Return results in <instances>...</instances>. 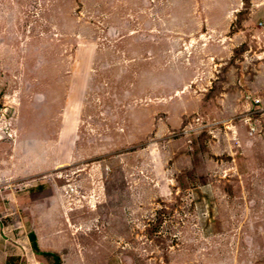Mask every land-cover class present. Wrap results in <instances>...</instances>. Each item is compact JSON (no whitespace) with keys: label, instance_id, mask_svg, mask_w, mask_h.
Listing matches in <instances>:
<instances>
[{"label":"rangeland","instance_id":"rangeland-1","mask_svg":"<svg viewBox=\"0 0 264 264\" xmlns=\"http://www.w3.org/2000/svg\"><path fill=\"white\" fill-rule=\"evenodd\" d=\"M1 192L23 264H264V0H0Z\"/></svg>","mask_w":264,"mask_h":264},{"label":"crops","instance_id":"crops-1","mask_svg":"<svg viewBox=\"0 0 264 264\" xmlns=\"http://www.w3.org/2000/svg\"><path fill=\"white\" fill-rule=\"evenodd\" d=\"M3 181H5L3 179ZM6 185V184H5ZM2 188V187H1ZM4 195L1 192L0 193V264H23L24 258H23V252L21 249H18L19 252L9 253V240H6V234L7 229L5 226V223L3 220H5V217L7 216V206L5 205ZM28 241L25 242V246L29 247V251H33L35 248H38L37 251H43L42 244L40 242L39 234L37 232H33L30 235H27V237L24 239ZM23 242V243H24ZM33 243H35L33 245ZM23 245V244H22ZM35 247V248H34ZM20 255V256H19ZM21 257V258H20Z\"/></svg>","mask_w":264,"mask_h":264},{"label":"built area","instance_id":"built-area-1","mask_svg":"<svg viewBox=\"0 0 264 264\" xmlns=\"http://www.w3.org/2000/svg\"><path fill=\"white\" fill-rule=\"evenodd\" d=\"M260 102V101H259Z\"/></svg>","mask_w":264,"mask_h":264}]
</instances>
